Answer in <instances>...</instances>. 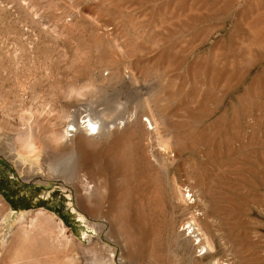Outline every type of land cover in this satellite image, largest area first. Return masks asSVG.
Instances as JSON below:
<instances>
[{"label":"rangeland","instance_id":"rangeland-1","mask_svg":"<svg viewBox=\"0 0 264 264\" xmlns=\"http://www.w3.org/2000/svg\"><path fill=\"white\" fill-rule=\"evenodd\" d=\"M214 262L264 264V0H0V264Z\"/></svg>","mask_w":264,"mask_h":264},{"label":"bare ground","instance_id":"bare-ground-1","mask_svg":"<svg viewBox=\"0 0 264 264\" xmlns=\"http://www.w3.org/2000/svg\"><path fill=\"white\" fill-rule=\"evenodd\" d=\"M87 116L88 115H83L79 120L78 119L77 120L73 119L71 121L69 120L70 122L67 124L66 128L64 129L63 137L65 139H67L69 137L71 138V137L76 136V135H80V136L85 135V136H90L89 138H91V136L95 137L96 134L100 133L101 127L103 125H104V127L108 126V125H106L107 123H106L105 119H103L102 121L100 119V124H101V126H100V124H98L96 120H93L92 118H88ZM125 120H124V123H125ZM63 137H61V138H63ZM84 154H86V153H84ZM76 157L78 158V154L76 151H74L72 156H71V159L75 160ZM87 158L85 159V161L87 160ZM73 173H77L75 168H73V170H72V174ZM89 188H91V187H89ZM215 263L217 264V262H214V264Z\"/></svg>","mask_w":264,"mask_h":264},{"label":"built area","instance_id":"built-area-1","mask_svg":"<svg viewBox=\"0 0 264 264\" xmlns=\"http://www.w3.org/2000/svg\"><path fill=\"white\" fill-rule=\"evenodd\" d=\"M186 196L189 202L190 200H193V195H191L190 190H186ZM183 230L186 232L187 235H190L194 239L195 245H197L198 254H204L206 251V247L203 244L204 237L193 218H189L188 220H186L183 226Z\"/></svg>","mask_w":264,"mask_h":264}]
</instances>
